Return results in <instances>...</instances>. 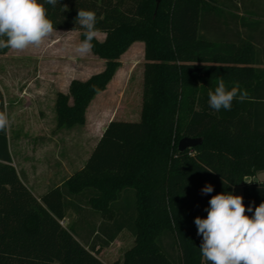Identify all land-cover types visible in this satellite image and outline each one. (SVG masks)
Masks as SVG:
<instances>
[{"label": "trees", "instance_id": "trees-1", "mask_svg": "<svg viewBox=\"0 0 264 264\" xmlns=\"http://www.w3.org/2000/svg\"><path fill=\"white\" fill-rule=\"evenodd\" d=\"M231 6L232 0H161L156 10L155 0L45 4L54 29L78 30L84 39L75 24L84 9L96 13V28L106 34L92 42L103 70L72 79L67 93L56 94V126L84 124L87 106L134 41L144 43L140 116L111 118L84 165L39 198L12 164L7 129L0 131V264H107L99 254L124 230L134 244L111 264H208L194 220L207 217L211 197L241 185L246 208L254 212L264 202V181L245 182L264 170V30L259 11L238 15L226 10ZM218 76L229 89L239 83L249 99L213 110L208 91ZM185 136L201 142L180 152ZM207 184L214 190L203 194ZM68 210L76 218L65 226Z\"/></svg>", "mask_w": 264, "mask_h": 264}, {"label": "rangeland", "instance_id": "rangeland-1", "mask_svg": "<svg viewBox=\"0 0 264 264\" xmlns=\"http://www.w3.org/2000/svg\"><path fill=\"white\" fill-rule=\"evenodd\" d=\"M243 8H254L260 12L258 19L264 30V0H232V6L226 10L241 15ZM240 30L245 36L247 30L241 27ZM82 40L78 30L54 29L40 47H29L24 51L9 49L5 54H0V88L5 113L10 121L7 137L12 164L28 188L29 159L33 156L44 157L51 165L59 155L66 161H72V168H75L95 144L109 118L139 120L144 58L138 50V59L129 67L125 85L120 87V83H114L103 94L94 97L85 111L84 124L56 126L55 89L67 93L65 86L69 80L85 77L99 67V59H96L93 51L86 56L75 51ZM123 62L127 64L126 56ZM42 80L50 82L48 91L41 89ZM55 82L57 84L53 86ZM69 218L70 214L62 221L65 226L69 225ZM163 241L168 246L171 238L166 236ZM133 244L134 238L124 230L107 248L101 250L99 257L111 264L121 259ZM175 252L171 249V254Z\"/></svg>", "mask_w": 264, "mask_h": 264}, {"label": "clouds", "instance_id": "clouds-1", "mask_svg": "<svg viewBox=\"0 0 264 264\" xmlns=\"http://www.w3.org/2000/svg\"><path fill=\"white\" fill-rule=\"evenodd\" d=\"M45 4L55 8L60 0H43V3L41 0H0V49L24 51L44 44L54 32ZM75 24L84 30V39L75 51L86 56L98 36L96 13L78 9ZM234 99L244 102L249 94L239 83L229 89L224 78L218 76L214 91H208L209 106L215 111L231 110ZM9 124L7 114L0 112V131H5ZM213 190L207 184L202 193L210 194ZM206 211L207 217L197 216L194 223L197 235L202 237L201 255L208 264H264V202L253 212L251 206L246 208L242 196L219 193L211 197Z\"/></svg>", "mask_w": 264, "mask_h": 264}, {"label": "crops", "instance_id": "crops-1", "mask_svg": "<svg viewBox=\"0 0 264 264\" xmlns=\"http://www.w3.org/2000/svg\"><path fill=\"white\" fill-rule=\"evenodd\" d=\"M66 31H71V30H66ZM105 36H106V34L104 32L98 31V36L96 39L99 41H102V40H104ZM138 50L141 52V57L144 58V43L142 41H134L133 43H131L129 45V47L121 55V57H120L121 64L117 68L112 79L109 81L106 88L103 91L96 94L95 97L103 94L108 89V87L114 83H116L118 85L120 83V85H119L120 87H123L125 85V81L129 75V73H128L129 67L132 65L133 61L138 59V56H137L139 54ZM95 56H96L97 60L99 59L98 69L97 68L93 69V71L91 70V72L88 73L85 77L76 78V79L85 80L90 75L103 70V68L105 66L104 59L100 58L96 54H95ZM125 56L127 59L126 65L123 62ZM101 59H102V61H101ZM260 66L263 67L264 62H262V64ZM71 80H69L68 83L66 84V86H65L66 88L69 87V83ZM56 84H57V82H55L53 86H56ZM50 86L51 85H50L49 81H47V80L41 81V89L43 91L44 90L48 91ZM55 90L57 93L59 91H62V89H55ZM111 118H113V117H111ZM111 118H109L108 120H110ZM101 134H102V132H101ZM98 138H97V140H98ZM97 140H96V142H97ZM96 142H95V144H96ZM95 144L91 147V149L89 150L87 155L83 158V161L81 163H79L75 168H72L73 167L72 161H69V160L66 161V159H64L63 157H61L59 155L56 157L57 161H55L54 164H51V165H49V163L46 162L44 157H38V155H35L32 158H30L29 159V189L33 192L34 195H36L39 198L42 194H44L50 188H52L54 186L61 185L71 174H73L76 170L80 169L84 165L86 159L88 158V156H89L91 150L93 149V147L95 146ZM9 151H10V148H9ZM10 155H11V159L13 160L11 152H10ZM245 180H251V181L254 180V181H260V182L264 181V170L257 171L254 176L246 177ZM35 190H36V192H35ZM233 193L235 195H241L242 194V186L241 185L235 186L233 188ZM69 214H70V218H69L70 219L69 224H70L71 222H73L75 220L76 214L72 210H68L66 213V216H68ZM66 216H65V218H66ZM65 218L62 220L63 222L65 221Z\"/></svg>", "mask_w": 264, "mask_h": 264}, {"label": "water", "instance_id": "water-1", "mask_svg": "<svg viewBox=\"0 0 264 264\" xmlns=\"http://www.w3.org/2000/svg\"><path fill=\"white\" fill-rule=\"evenodd\" d=\"M161 0H155V10L157 9ZM201 139L198 137H182L178 142V150L183 152L185 149L194 147L195 145L199 144Z\"/></svg>", "mask_w": 264, "mask_h": 264}, {"label": "built area", "instance_id": "built-area-1", "mask_svg": "<svg viewBox=\"0 0 264 264\" xmlns=\"http://www.w3.org/2000/svg\"><path fill=\"white\" fill-rule=\"evenodd\" d=\"M62 223V222H61Z\"/></svg>", "mask_w": 264, "mask_h": 264}]
</instances>
